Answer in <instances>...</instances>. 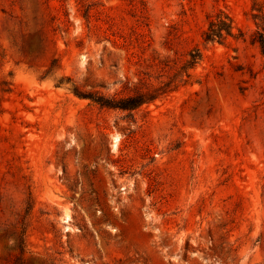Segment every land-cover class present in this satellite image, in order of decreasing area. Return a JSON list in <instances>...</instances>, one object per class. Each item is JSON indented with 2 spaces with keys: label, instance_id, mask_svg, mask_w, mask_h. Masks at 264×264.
Instances as JSON below:
<instances>
[{
  "label": "rangeland",
  "instance_id": "1",
  "mask_svg": "<svg viewBox=\"0 0 264 264\" xmlns=\"http://www.w3.org/2000/svg\"><path fill=\"white\" fill-rule=\"evenodd\" d=\"M258 31L264 0H0V264H264Z\"/></svg>",
  "mask_w": 264,
  "mask_h": 264
},
{
  "label": "trees",
  "instance_id": "2",
  "mask_svg": "<svg viewBox=\"0 0 264 264\" xmlns=\"http://www.w3.org/2000/svg\"><path fill=\"white\" fill-rule=\"evenodd\" d=\"M234 30L235 26L232 18L221 11L209 20L208 28L204 32V40L206 42L223 43L230 37L238 39L244 35L243 31L239 30V35L236 36ZM254 43L260 45L264 54V32L258 31L256 33ZM201 58V52L199 50H194L192 53H190V60L187 62L186 67L193 68L197 63H199ZM74 92L81 98H89L103 106L110 108H120L123 110L135 109L144 102L136 98H128L120 101H109L108 99L100 96L84 95L82 93H79L77 90H75Z\"/></svg>",
  "mask_w": 264,
  "mask_h": 264
},
{
  "label": "bare ground",
  "instance_id": "3",
  "mask_svg": "<svg viewBox=\"0 0 264 264\" xmlns=\"http://www.w3.org/2000/svg\"><path fill=\"white\" fill-rule=\"evenodd\" d=\"M116 140H117V138H116ZM118 141H116V143H115V146L117 145V144H119V143H117Z\"/></svg>",
  "mask_w": 264,
  "mask_h": 264
}]
</instances>
